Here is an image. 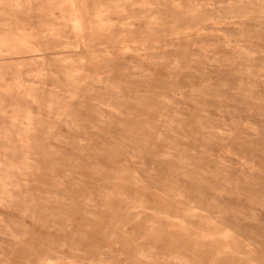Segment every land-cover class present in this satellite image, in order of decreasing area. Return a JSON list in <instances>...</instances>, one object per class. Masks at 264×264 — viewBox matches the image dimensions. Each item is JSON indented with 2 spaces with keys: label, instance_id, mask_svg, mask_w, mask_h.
Masks as SVG:
<instances>
[{
  "label": "rangeland",
  "instance_id": "rangeland-1",
  "mask_svg": "<svg viewBox=\"0 0 264 264\" xmlns=\"http://www.w3.org/2000/svg\"><path fill=\"white\" fill-rule=\"evenodd\" d=\"M0 264H264V0H0Z\"/></svg>",
  "mask_w": 264,
  "mask_h": 264
}]
</instances>
